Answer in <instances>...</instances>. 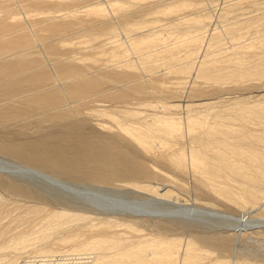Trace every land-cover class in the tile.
I'll use <instances>...</instances> for the list:
<instances>
[{
  "label": "bare ground",
  "instance_id": "6f19581e",
  "mask_svg": "<svg viewBox=\"0 0 264 264\" xmlns=\"http://www.w3.org/2000/svg\"><path fill=\"white\" fill-rule=\"evenodd\" d=\"M0 264H264V0H0Z\"/></svg>",
  "mask_w": 264,
  "mask_h": 264
},
{
  "label": "rangeland",
  "instance_id": "374dc122",
  "mask_svg": "<svg viewBox=\"0 0 264 264\" xmlns=\"http://www.w3.org/2000/svg\"><path fill=\"white\" fill-rule=\"evenodd\" d=\"M120 195H121V194H120ZM108 196H112V195H108ZM121 196H123V198L125 197V198H124L125 201L128 200V202H131V203H133V204H134V203L136 204L137 202H142L141 200H139V199H137V198L129 197V196L125 195V194H122ZM101 198H102V199H101L102 201L107 202V199H106L107 197H101ZM128 198H129V199H128ZM126 199H127V200H126ZM166 203L170 204L169 202H166ZM137 204H138V203H137ZM171 204H172V203H171ZM120 207H121V206H120ZM195 210H196V211H199V210H200V211H204V212L206 211V210H203V208H195ZM229 217H230V216H229ZM232 217H233V216H232ZM233 218H234V217H233ZM230 219H232V218H230Z\"/></svg>",
  "mask_w": 264,
  "mask_h": 264
}]
</instances>
